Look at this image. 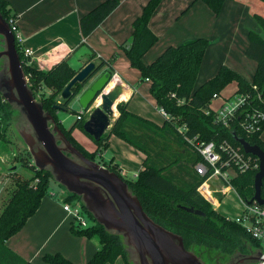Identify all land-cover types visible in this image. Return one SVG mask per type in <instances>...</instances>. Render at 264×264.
I'll list each match as a JSON object with an SVG mask.
<instances>
[{"label":"trees","instance_id":"16d2710c","mask_svg":"<svg viewBox=\"0 0 264 264\" xmlns=\"http://www.w3.org/2000/svg\"><path fill=\"white\" fill-rule=\"evenodd\" d=\"M161 1L149 0L146 3L140 16L132 23L129 45L126 47L121 45L120 48L129 65L139 72L141 81L147 79L150 82L149 91L156 107L164 109L171 120H164L162 125L158 126L131 113L128 111V104L121 102L116 105L118 115L111 122L110 128L99 141H94L82 129L86 120H84L85 112L76 113V121L69 129H65L57 117V111L70 109L69 102L60 104L56 98L76 74L65 60L48 71H40L27 66L18 51L25 76L28 78V86L33 91L34 97L36 91L43 87L51 90L50 95L37 101L41 102L43 109L53 116L55 124L66 139L86 158L94 161V158L101 157L108 148L110 136H115L144 154L143 170L135 179L121 176L118 166L113 165L112 161L108 163L103 161L102 166L116 173L127 183L128 189L136 196L143 211L155 223L180 235L187 250L195 252L197 247L200 252L195 253L199 256L204 254L209 260H211V253L221 258L234 253L249 254L260 250V244L253 240L243 227L220 215L197 193L202 179L196 173L189 182L181 183L171 171L172 166L176 164L180 173L186 168L190 171L200 161V156L185 138L191 139L197 136L199 141L204 142L227 140L234 146L240 147L232 136L234 133L264 152V143L260 139L264 124L259 133L246 134L239 127L240 114L228 128L214 122L213 113L205 114L212 96L220 95L222 90L231 83L236 84L235 94L250 95L248 105L243 108V112L251 108L264 112V13L253 14L260 33L248 32V44L244 52L248 59L256 63L251 81L222 66L214 77L196 88V79L209 45L208 40L196 38L178 46H169L150 64H144L142 60L157 41V37L149 29V21ZM200 1L218 15L224 3L231 0ZM260 1L264 3V0ZM118 5V0L103 1L80 18L79 29L82 38L87 37ZM0 13L7 23L13 18L4 0H0ZM105 66L112 73L113 69L109 60L101 59L97 70ZM79 89L81 86L76 84L72 88L73 95H76ZM55 105L59 108L55 109ZM15 116L16 112L0 94V141H5L6 133L13 125ZM183 125L186 127L185 137L178 131V128ZM76 128L94 143L96 147L94 152H87L75 140L72 132ZM180 146L191 152L190 163L186 160L164 161L166 154L172 149L178 150ZM251 157L258 164V160L254 156ZM257 171L258 168L252 169L232 180V186L244 204L250 203L253 197V178ZM34 179L38 180L36 185L31 184ZM50 180L53 179L48 171L36 170L34 178L15 182V189L0 212V264H32L10 251L5 246V242L20 231L27 219L35 213L43 197H54V194L49 192ZM261 197L264 199V179ZM64 201L80 202L77 196L71 194H67ZM82 208L84 209L83 206ZM189 209L198 210L203 215L189 212ZM84 211L93 225L86 229H77L70 225V230L76 236L93 240L99 247L86 264H113L117 258H121L124 264H131L121 237L106 232L85 209ZM42 261L44 264H73L59 253L45 254L42 256Z\"/></svg>","mask_w":264,"mask_h":264},{"label":"crops","instance_id":"0c3cea01","mask_svg":"<svg viewBox=\"0 0 264 264\" xmlns=\"http://www.w3.org/2000/svg\"><path fill=\"white\" fill-rule=\"evenodd\" d=\"M4 1L23 39V47L32 51V56L24 59L27 66L35 70L48 71L65 60L77 73L88 63L97 66L101 59L109 60L113 69L112 74L116 75L114 79L125 86L124 92L127 95L122 102L128 104V111L158 126L162 125L165 119L150 95V82L141 81L139 72L129 65L120 48L121 45L125 47L129 45L132 23L140 16L149 0H118L117 8L85 38H82L79 29L80 18L106 0ZM257 2L254 4L250 0L226 1L220 13L215 15L200 0H162L149 21V29L157 37V41L142 57L144 64L152 63L169 46H178L189 40L203 38L209 41V45L202 59L196 88L214 77L222 66L251 81L256 63L245 54L244 57H235L231 50L223 55L219 48L228 35L229 26L237 34L246 23L247 33L249 31L260 33L253 14H263L264 3L260 0ZM233 39L234 37L231 38L232 42ZM105 70H108V67L99 70V74ZM142 102L148 104L149 109L142 108L140 105ZM210 107H213V102ZM150 108L161 116L160 120L151 113ZM72 136L78 143L86 145L87 152L95 151L94 143L87 139L86 135H82L79 129H74ZM260 139L264 143V130L260 134ZM108 152L110 155L107 159H102L105 163L112 161L113 165L118 166L121 176L135 179L143 170L144 154L115 136H110L108 148L102 153V157ZM166 155L164 161L186 160L187 163H190L192 156L191 152L184 150L182 146L178 150L172 149ZM171 173L181 183L189 182L195 176L193 167L190 171L186 168L180 173L177 164L172 166ZM209 183L218 186L213 180ZM230 192L234 191H228L226 194ZM226 194L215 195L223 197ZM236 196L243 207L242 200ZM219 205L220 202L217 200L216 206L212 208L217 211ZM70 221L62 205L54 198L45 196L20 231L6 240L5 246L32 264H44L42 256L55 253H59L73 264H86L99 247L93 240L72 234ZM113 264L124 263L121 258H117Z\"/></svg>","mask_w":264,"mask_h":264},{"label":"water","instance_id":"95a60500","mask_svg":"<svg viewBox=\"0 0 264 264\" xmlns=\"http://www.w3.org/2000/svg\"><path fill=\"white\" fill-rule=\"evenodd\" d=\"M0 94L16 112L13 126L28 149L38 171H48L56 183L79 198L81 205L97 224L110 234L121 237L131 264H206L201 256L184 247L180 235L155 223L142 209L127 183L116 173L86 158L64 136L53 116L43 109L28 86L23 64L14 44V35L0 13ZM109 70L99 74L94 63L86 64L60 93L64 102L75 101L88 118L82 125L85 134L99 141L117 117L114 109L125 91L115 83ZM79 95L72 88L84 87ZM100 99V103L96 104ZM62 103V104H63ZM95 106V107H94ZM55 109L59 106L55 105ZM245 154L258 160L253 178L254 194L250 201L264 206L261 197L264 179V152L256 145L232 134ZM197 215L198 210L189 209ZM260 250L249 254L234 253L224 264H257ZM218 264V262H216Z\"/></svg>","mask_w":264,"mask_h":264},{"label":"built area","instance_id":"2783aa9c","mask_svg":"<svg viewBox=\"0 0 264 264\" xmlns=\"http://www.w3.org/2000/svg\"><path fill=\"white\" fill-rule=\"evenodd\" d=\"M8 24L10 31L14 35L16 50L18 48L17 52L21 53L23 59L31 57L32 51L23 47V39L18 33L14 19L11 18ZM26 79L28 81L27 77ZM146 81L148 80L146 79ZM249 98L250 95L241 93L234 94L228 98H222L220 95L215 94L212 96L210 105L215 100H221V102L216 109L209 105L205 114L213 113L214 122L227 128L236 116L240 114L239 127L246 134L259 133L262 129V124H264V112L257 108H251L249 111L243 112V108L248 105ZM159 113L165 120H171V117L164 109L160 108ZM178 131L185 137V125L179 127ZM185 139L200 156V161L193 167L196 175L202 179L201 184L197 188V193L213 207L217 203L214 194H226L228 191L236 192L232 186V180L238 175L258 168L256 160L252 159L251 155L245 154L241 147H236L227 140L204 142L199 141L197 136ZM210 180L216 182L219 187L210 184ZM62 209L70 217L71 226L77 229H86L93 225L79 201H63ZM226 218L243 227L249 236L260 244L261 254L257 264H264V206L252 201L244 204L243 211L238 217Z\"/></svg>","mask_w":264,"mask_h":264},{"label":"rangeland","instance_id":"374dc122","mask_svg":"<svg viewBox=\"0 0 264 264\" xmlns=\"http://www.w3.org/2000/svg\"><path fill=\"white\" fill-rule=\"evenodd\" d=\"M250 1H253L254 4L258 3L257 0H250ZM246 26H247L246 23H244L243 29H241L237 34L231 26L228 27V35L223 39L221 43V47L219 48L220 53L226 55L227 54L226 51L231 50V52H233V55L235 57H244V50L248 43V35H247L248 33L246 30L247 28ZM232 37H234L233 39L234 42L231 41ZM88 85L89 83L86 84L84 87H81L77 95H79L83 91V89H85ZM235 92H236V84L231 83L224 90H222L220 95L222 98H228L234 95ZM50 93H51L50 89L43 87L42 89L36 91L35 99L36 100L41 99L43 97L50 95ZM56 101L60 104L63 103L60 94L57 96ZM220 102L221 100L213 101L212 108L216 109V106ZM140 105L142 106V108L149 107V105L146 104L145 102H142V104ZM69 108H70L69 111H61V110L57 111V117L59 121H61L65 129L71 128V126L76 121V113L82 112L78 104L75 103V101L69 105ZM114 111L117 114L116 108L114 109ZM150 111L159 120L161 119L160 118L161 116L157 112H154L153 108H150ZM84 115H85L84 118L85 120L88 118V114L86 113ZM81 134L85 135L82 131ZM86 138L89 139L88 136H86ZM79 144L84 149H87L86 145L80 142ZM109 155L110 152H108L106 156L104 155L103 157L101 156L94 158V161L102 165L104 161L103 159H107ZM35 175H36V168L33 165V160L28 152V149L23 143V141L20 139L16 129L12 125L6 133L5 141H0V212L2 211L3 207L10 198L13 190L15 189V182L18 180L19 181L29 180L30 178H34ZM37 182L38 180L34 179L31 182V184L36 185ZM49 192L54 193V197L52 198H54V200L60 203L61 205L62 202L65 200L67 194H69L62 186H60L58 183H56L53 180H50L49 182ZM236 195L237 193L234 194V192H230L223 197L214 194V196L220 202L219 207H217L216 209L220 215L229 216L230 218H235L238 214L242 213L243 207ZM195 250H196L195 252H200L197 247ZM211 254H212L210 255L211 260L206 258L204 254H201V258L202 260L205 261L206 264L214 263L215 256L213 255V253ZM230 256L231 255L226 257H221L219 262H221L222 264L226 263V261Z\"/></svg>","mask_w":264,"mask_h":264},{"label":"bare ground","instance_id":"6f19581e","mask_svg":"<svg viewBox=\"0 0 264 264\" xmlns=\"http://www.w3.org/2000/svg\"><path fill=\"white\" fill-rule=\"evenodd\" d=\"M119 82H120V81H116L115 79H113V80L109 83V85L107 86L106 91L109 90V89H111L115 83H119ZM126 95H127L126 92H124V93L120 96V98L117 100L116 103H121L122 101H124V100L126 99ZM96 103L99 104V103H100V99H98Z\"/></svg>","mask_w":264,"mask_h":264},{"label":"flooded vegetation","instance_id":"af4514ba","mask_svg":"<svg viewBox=\"0 0 264 264\" xmlns=\"http://www.w3.org/2000/svg\"><path fill=\"white\" fill-rule=\"evenodd\" d=\"M0 46H1V41H0ZM220 261V257L219 256H217V257H215V259H214V263L213 264H216V262H218V264L219 263H221V262H219ZM222 264V263H221ZM224 264V263H223Z\"/></svg>","mask_w":264,"mask_h":264}]
</instances>
